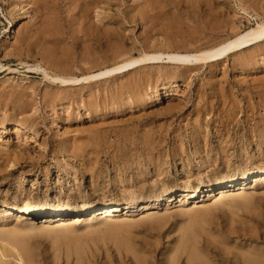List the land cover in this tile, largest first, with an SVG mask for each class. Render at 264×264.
<instances>
[{"label":"rangeland","instance_id":"1","mask_svg":"<svg viewBox=\"0 0 264 264\" xmlns=\"http://www.w3.org/2000/svg\"><path fill=\"white\" fill-rule=\"evenodd\" d=\"M263 22L264 0H0V264H264V37L55 79Z\"/></svg>","mask_w":264,"mask_h":264},{"label":"bare ground","instance_id":"2","mask_svg":"<svg viewBox=\"0 0 264 264\" xmlns=\"http://www.w3.org/2000/svg\"><path fill=\"white\" fill-rule=\"evenodd\" d=\"M95 5H96V3H95ZM263 37H264V22L258 24L257 27H255V28L253 27V28L245 31L244 33H241L239 36L237 35L234 39L224 41L222 43H219V44H217V45H215V46H213V47H211L209 49L203 50V51H199L198 50L199 52H185V53L173 51V52H168V53L148 54L145 57L135 58V59H133L131 61L124 62L122 64L116 65L115 67L107 68L104 71H100V72L95 73L93 75L84 76L82 78H66V79H63V78L57 77L55 79H59L61 82L65 83L66 85H68V84H74V83H77V82H81V81H84V80H88L90 78H95V77H100V76H106V75H110V74H113V73L119 72V71H126V70H129V69L137 66L138 64H141V63H144V62H150V61H158V60H161L163 58H167L168 61L175 62L177 64H184V65H187V66L188 65H196V64L198 65V64L203 63V62L218 61L219 59L226 57L231 51H233V50H235L237 48H240V47H242L244 45H247L249 42L257 41L258 39H261ZM164 55L166 57H164ZM18 129L19 130L21 129L20 126H17V130ZM27 132H29V133L32 134V132H30L28 130H25V133H27ZM17 163H18V161H17ZM6 164H7V162H6ZM13 164L15 165V163H13ZM252 177H254L255 180H258V181L259 180H263L264 181V171L261 174H256V175H253ZM246 179L247 178L234 179V180H232L230 182H227V183H221L218 186L220 188L222 187V189H223L224 187L227 186V184H231V186H238L239 187L238 189H240L242 187L241 181L242 180H246ZM114 206H116V204H114L113 206L112 205L111 206L110 205H107L106 207L104 206L103 208H106V209L104 210V213L101 214V215H104V216L111 215V211H110L111 209H110V207H114ZM9 207H11V204H10ZM44 208L45 207H40L38 210L45 211ZM35 209H37V208L33 204H27V205L20 206V207L17 208V210L20 213L22 212L23 214L26 213V212H28V211L35 210ZM17 210H16V212H17ZM4 211L6 212V214L11 212L10 210H9L10 212H8V210L7 211L4 210ZM49 211H50V213H52L53 216H55V215H61L62 213H64L65 212V209H62V208H53V209H51ZM19 212H18V214H19ZM97 215H95V216H97Z\"/></svg>","mask_w":264,"mask_h":264}]
</instances>
